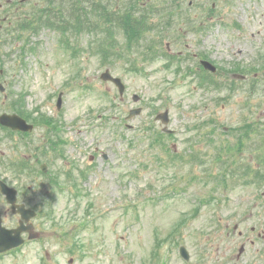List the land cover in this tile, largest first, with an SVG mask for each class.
I'll return each mask as SVG.
<instances>
[{
    "label": "rangeland",
    "instance_id": "1",
    "mask_svg": "<svg viewBox=\"0 0 264 264\" xmlns=\"http://www.w3.org/2000/svg\"><path fill=\"white\" fill-rule=\"evenodd\" d=\"M193 1L207 9L213 6L214 11L207 24L202 17L196 19L194 28L180 24L183 38L170 43L173 51L188 54L181 60L180 72H175L177 67L168 69L161 60L140 64L145 68L142 73L134 70L135 65L126 60L133 52L126 49L120 29L115 36V27L98 23L96 12V27L86 35L72 37L69 28L64 34L65 30L42 27L36 34L23 32L30 40L28 45L21 39L1 41L0 82L6 91H0V114L12 111L26 93L29 110L41 107L40 112L66 121V137L60 138H67L68 144L66 156H56L50 140L55 141L58 133L46 135L40 126L26 135L0 131V175L18 186L20 200L39 211L34 223L42 231L41 239L26 241L22 248L0 255V264H153L156 252L152 250L165 239L173 246L168 264H233L243 243L240 230L252 236L264 229V186L258 189L253 172L249 182L232 179L230 185L219 186L227 167L257 165L250 161L251 152H244L256 141L250 140L242 153L232 149L234 156L229 158L219 157L217 152L223 149H216L227 138L233 139L231 128L236 124L264 117L262 92L242 88L232 93L216 91L212 86H200V80L197 84L196 77L189 75L197 66L194 51L208 54L221 66L218 78L226 82L232 72L247 67H255L250 77L264 75V62H260L264 56V0ZM175 37L167 36L161 49H167L168 41ZM117 47L127 57L119 60L114 54L117 61L112 67L100 52L113 53ZM136 57H141L138 49L132 56ZM107 67L124 79V96L113 82L100 77ZM260 78L258 84L264 87ZM61 93L63 110L58 111ZM136 106L143 107L142 113L128 118ZM164 110H169V127L175 132L161 129L163 136L145 133L151 125L160 129L155 117ZM104 120L110 121L104 125ZM191 145L207 161L209 170L186 165L189 156L183 154ZM94 149L106 152L109 161L100 158L92 163ZM17 156L27 158L31 167L16 170L8 164L9 158ZM161 158L167 165L159 162ZM71 160L79 162L88 179H83L80 169L73 170ZM42 162L49 165L46 177L36 170ZM57 171L64 174L61 182L65 185L57 189L55 203L49 204L54 188L47 182L50 173ZM0 208L7 226L18 223L1 193ZM48 212L54 218H46ZM235 224L239 225L237 231ZM252 227L257 229L255 233ZM179 228L172 238L187 245L192 256L189 262L180 256L179 245L169 240Z\"/></svg>",
    "mask_w": 264,
    "mask_h": 264
},
{
    "label": "flooded vegetation",
    "instance_id": "2",
    "mask_svg": "<svg viewBox=\"0 0 264 264\" xmlns=\"http://www.w3.org/2000/svg\"><path fill=\"white\" fill-rule=\"evenodd\" d=\"M88 2H90V5L96 2L97 9L101 13L104 12L105 8L113 7L117 11H128L125 14L126 17L133 15L130 12L143 16L145 18L144 22L142 19H136L138 23L144 25V31L141 33L155 34L160 41L165 40L170 33L168 27H176L180 24H185L187 20L192 21L200 17L207 24L211 21L214 11L193 0L188 3H186V0H0V32L3 31L0 41H8L9 38H14L16 40L21 39L23 42L28 40L30 43V40L25 37L23 32L36 34L37 32L39 33L42 27L52 28L54 22L50 17L54 11L59 9L83 10L88 6ZM65 5L66 7H63ZM201 11H203L202 14H200ZM45 17L47 19L44 20ZM172 33L175 32L172 31ZM171 41L175 40H170L168 43ZM194 55L200 57V59L203 57L199 55L198 51L194 52ZM245 80L248 82L251 78L246 77ZM27 118L28 120H35V128L40 126L45 130L46 135L54 136L53 129L48 122L40 119L36 120V117ZM260 126L263 127V123ZM1 128L4 129L3 127ZM33 132L16 131L14 134L26 135ZM56 140V138L55 141L50 140L54 149L57 145ZM60 153L58 151L56 155ZM52 159L55 160V157L52 156ZM22 163L28 169L31 167L27 158H22ZM248 214L253 215L254 213ZM251 230L255 233L257 229L252 227ZM239 234L245 242L242 252L244 264H264V229H259L252 236L247 235V232L242 230H240Z\"/></svg>",
    "mask_w": 264,
    "mask_h": 264
},
{
    "label": "water",
    "instance_id": "3",
    "mask_svg": "<svg viewBox=\"0 0 264 264\" xmlns=\"http://www.w3.org/2000/svg\"><path fill=\"white\" fill-rule=\"evenodd\" d=\"M205 65L212 70H216V67L209 63L208 61L204 62ZM102 77L104 79H112L115 81L121 88V92L124 91V84L122 83V80L120 77H114L110 74L109 71H106ZM140 111L139 109H135L132 111V113H138ZM1 121L5 124H8L12 126L14 129L21 128V129H27L26 123L23 119H21L18 115H9V114H3L1 117ZM163 120L165 122L169 121L168 115L165 114L163 116ZM0 186L1 190L7 195L8 201L13 204V208L15 209L18 205H16V190L14 188L9 187L4 182L0 180ZM20 212L23 213L24 217L28 218L27 215L30 210L26 209L24 205H19ZM23 230H30L33 231V225H25L23 222H21V225L17 228L8 229L5 226L2 225V218H1V211H0V251H5L11 247L17 246L24 242V239L22 238V231ZM38 234L32 233L31 237H36Z\"/></svg>",
    "mask_w": 264,
    "mask_h": 264
}]
</instances>
